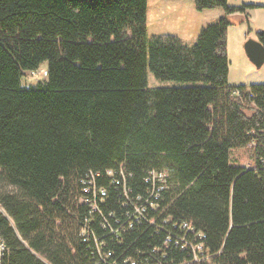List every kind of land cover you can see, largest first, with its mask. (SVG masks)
I'll return each instance as SVG.
<instances>
[{
  "label": "trees",
  "instance_id": "trees-1",
  "mask_svg": "<svg viewBox=\"0 0 264 264\" xmlns=\"http://www.w3.org/2000/svg\"><path fill=\"white\" fill-rule=\"evenodd\" d=\"M193 2L223 12L188 46L147 34V0H0L4 264H264V84L227 80L231 15L255 5ZM256 38L264 46V30ZM43 63L46 78L23 86ZM148 72L200 84L149 87ZM234 149L249 166L230 163ZM151 169L167 188L136 220ZM91 175L106 195L89 215ZM197 232L207 258L192 261L175 241Z\"/></svg>",
  "mask_w": 264,
  "mask_h": 264
},
{
  "label": "rangeland",
  "instance_id": "rangeland-1",
  "mask_svg": "<svg viewBox=\"0 0 264 264\" xmlns=\"http://www.w3.org/2000/svg\"><path fill=\"white\" fill-rule=\"evenodd\" d=\"M231 6L240 7L252 4L254 7L246 8L247 19H239V12L231 15V23L227 28V57H228V83L230 85L264 84V63L256 68L248 59L243 49L247 38H256L257 30H264V0H226ZM220 7L197 10L193 0H147L146 20L147 34L168 33L177 35L182 41L191 46L196 42L200 28L216 19ZM238 14V15H236ZM46 68V63L36 71V74L26 73L21 80L23 86H36L42 79L40 73ZM200 83L182 82L175 80H158L148 72L147 85L149 87L189 86ZM241 154L244 156L240 159ZM246 154L242 150H231L230 163L233 165H250ZM239 158L241 161H236ZM0 211L5 214L0 206Z\"/></svg>",
  "mask_w": 264,
  "mask_h": 264
},
{
  "label": "built area",
  "instance_id": "built-area-1",
  "mask_svg": "<svg viewBox=\"0 0 264 264\" xmlns=\"http://www.w3.org/2000/svg\"><path fill=\"white\" fill-rule=\"evenodd\" d=\"M30 75L36 74V71H31L29 72ZM40 76L42 78H46L47 76V71L44 69L40 73ZM250 94V93H249ZM252 105L255 106L254 103ZM261 163L264 166V156L261 159ZM249 166V165H247ZM114 170L113 169H107L106 174L111 177L112 181L115 184H118L119 181L115 179L114 177ZM120 175L122 176V183L125 188V183H124V175L123 171L120 169ZM167 177L168 173L165 170H155L151 169L148 172V177L146 178V181L149 182L148 189H147V195L144 196L143 199H141V195L137 196L138 203H135L133 207V212H132V218L133 219H140L142 216H144L145 213H147L148 209L151 211H155L157 207V203L155 202L156 199H158L161 195V192L167 188ZM83 194L79 198L80 203H87L90 206V214L92 215L94 210L97 209L98 203H102L104 200V197L106 195V190L102 186H97L94 176L91 175V177L88 180H84L83 182ZM153 197V198H152ZM91 218V217H90ZM90 220H88L89 222ZM152 221V220H150ZM185 229L186 233L188 232H193V227L186 223L182 222L179 225V231ZM114 230V229H113ZM113 232L118 233V230L115 229ZM93 234V233H92ZM87 235V227L82 226L81 227V236H86ZM204 237V235L201 232L195 233V239L194 241H191L189 244L186 242L185 236H181V240L175 241V244L179 243L180 248H185V246L189 245L191 249V254H192V261H199L207 258V250L204 246V243L201 241V239ZM94 240L97 241V239L94 237ZM170 237H167L163 241V247H162V257L164 258L166 256V252H164V248H167L170 244ZM98 252L104 261L106 260V257L109 255V252H106V254H102L100 247L98 245ZM7 254V245L5 240L0 236V264H4V259ZM117 264V263H116ZM122 264H135L134 261L125 259ZM159 264V263H158Z\"/></svg>",
  "mask_w": 264,
  "mask_h": 264
},
{
  "label": "water",
  "instance_id": "water-1",
  "mask_svg": "<svg viewBox=\"0 0 264 264\" xmlns=\"http://www.w3.org/2000/svg\"><path fill=\"white\" fill-rule=\"evenodd\" d=\"M262 29L257 30V34L261 33ZM243 49L250 62L260 68L264 63V46L257 38H247L243 43Z\"/></svg>",
  "mask_w": 264,
  "mask_h": 264
},
{
  "label": "crops",
  "instance_id": "crops-1",
  "mask_svg": "<svg viewBox=\"0 0 264 264\" xmlns=\"http://www.w3.org/2000/svg\"><path fill=\"white\" fill-rule=\"evenodd\" d=\"M219 13L221 14L222 12H219ZM236 15H238V14H236ZM237 17H238L239 19H241V15H238Z\"/></svg>",
  "mask_w": 264,
  "mask_h": 264
}]
</instances>
